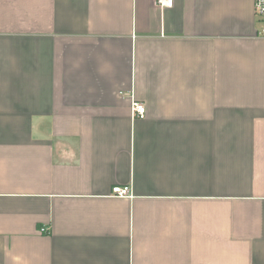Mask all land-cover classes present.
<instances>
[{"label":"crops","instance_id":"obj_1","mask_svg":"<svg viewBox=\"0 0 264 264\" xmlns=\"http://www.w3.org/2000/svg\"><path fill=\"white\" fill-rule=\"evenodd\" d=\"M260 27L254 0H0V264H264Z\"/></svg>","mask_w":264,"mask_h":264},{"label":"built area","instance_id":"obj_2","mask_svg":"<svg viewBox=\"0 0 264 264\" xmlns=\"http://www.w3.org/2000/svg\"><path fill=\"white\" fill-rule=\"evenodd\" d=\"M156 2L161 6H172L173 0H156ZM255 13L261 22V27L259 29V34L264 37V0H254ZM132 110L134 115L144 117L146 114V106L143 102L134 101L132 105ZM113 194L116 196H129L130 187L129 186H115L113 188Z\"/></svg>","mask_w":264,"mask_h":264}]
</instances>
